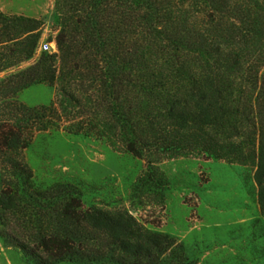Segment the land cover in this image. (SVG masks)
I'll use <instances>...</instances> for the list:
<instances>
[{
  "label": "trees",
  "instance_id": "trees-1",
  "mask_svg": "<svg viewBox=\"0 0 264 264\" xmlns=\"http://www.w3.org/2000/svg\"><path fill=\"white\" fill-rule=\"evenodd\" d=\"M55 9L57 51L0 81L12 93L0 120L5 243L33 264H195L175 236L129 211L85 207L72 183L36 186L21 153L59 114L17 94L57 77L75 107H95L89 123L149 158L136 188L165 179L157 161L197 151L255 165L264 216V0H56ZM42 25L0 10V72L34 57Z\"/></svg>",
  "mask_w": 264,
  "mask_h": 264
},
{
  "label": "rangeland",
  "instance_id": "rangeland-1",
  "mask_svg": "<svg viewBox=\"0 0 264 264\" xmlns=\"http://www.w3.org/2000/svg\"><path fill=\"white\" fill-rule=\"evenodd\" d=\"M55 2L0 0L4 13L43 23L34 57L1 71L0 81L34 65L45 43L51 44L49 52L57 51L53 41L59 24ZM11 99L9 91L0 93V120L9 118ZM17 99L32 107L52 103L59 114L51 127L34 134L21 153L37 187L72 183L81 190L85 207L129 211L144 227L175 236L195 264H264V216L258 203L255 165L197 151L165 157L156 162L165 179L157 180L152 189H138L137 181L149 158L132 154L121 140L89 123L95 107L87 99L86 108L75 107L61 91L58 77L55 83H33L21 89ZM6 177L0 165V193ZM0 264L33 263L0 237Z\"/></svg>",
  "mask_w": 264,
  "mask_h": 264
},
{
  "label": "built area",
  "instance_id": "built-area-1",
  "mask_svg": "<svg viewBox=\"0 0 264 264\" xmlns=\"http://www.w3.org/2000/svg\"><path fill=\"white\" fill-rule=\"evenodd\" d=\"M50 45V43H45L42 47H40V50H48Z\"/></svg>",
  "mask_w": 264,
  "mask_h": 264
}]
</instances>
